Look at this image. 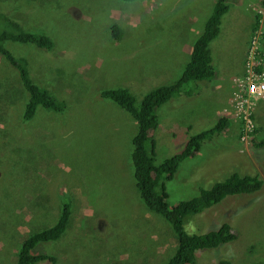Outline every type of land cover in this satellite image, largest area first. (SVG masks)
Listing matches in <instances>:
<instances>
[{"label":"rangeland","instance_id":"obj_1","mask_svg":"<svg viewBox=\"0 0 264 264\" xmlns=\"http://www.w3.org/2000/svg\"><path fill=\"white\" fill-rule=\"evenodd\" d=\"M252 1L228 0L220 32L209 45L217 76L191 95L180 94L157 108V164L181 151L189 135L235 108L232 80L243 73L254 10L262 4ZM214 4L0 0V30L10 29L9 16L26 30L47 29L57 41L36 57H31L36 48L32 43L8 40L6 47L15 56L24 54L33 81L51 94L58 98V91L68 96L71 91L77 98L62 111L39 104L35 115L24 120L29 99L24 80L0 54V264H12L17 242L34 229L52 225L64 202L72 204L65 234L37 247L56 261L39 264H163L170 259L177 245L172 227L148 210L136 188L131 152L137 123L101 91L126 87L139 102L153 88L179 78ZM112 23L122 28L119 41ZM250 102L244 109L254 105ZM255 108L257 118L264 115V101L255 102ZM235 122L229 124L235 133L226 130L205 139L199 151L180 163L167 181L170 205L235 171L259 172L264 179V150H249L237 137L241 126L237 129ZM258 123L264 125V120ZM237 149L249 156L246 165L237 161ZM188 220V232L204 233L229 221L238 235L235 241L199 251L189 264H264V187L255 194L229 196Z\"/></svg>","mask_w":264,"mask_h":264},{"label":"trees","instance_id":"obj_2","mask_svg":"<svg viewBox=\"0 0 264 264\" xmlns=\"http://www.w3.org/2000/svg\"><path fill=\"white\" fill-rule=\"evenodd\" d=\"M261 1L264 4V0ZM228 10V0H215L212 13L208 17L202 33L193 44L190 60L185 65L182 75L173 82L153 88L139 102L137 97L126 87L107 88L101 91V96L118 103L131 114L132 119L137 123L138 130L132 140L131 152L136 188L148 210L161 215L171 225L177 239L174 254L163 264H189L195 259L199 251L217 248L223 244L235 241L238 235L232 229L229 221H224L216 229H211L204 233H195L188 232L185 228V223L189 221L188 216L201 213L221 203L229 196L243 193L255 194L264 187V179L259 172L252 174L247 170L244 173L235 171L227 178L216 181L211 188L202 189L200 194L190 199L183 200L175 205H170L168 201L167 181L174 177L180 163L192 156L194 152L199 151L205 139L213 137L215 134L223 133L226 130H231L229 133L233 132V127H229V124L231 121L235 122L236 116L228 113L220 116L211 127L189 135L181 151L164 159L160 164L156 163L155 131L160 126L157 108L180 94L191 95L196 87L200 88L203 86V82L212 81L217 76V68L214 64L215 58H213L209 45L218 36L222 18ZM0 12L2 11L0 10ZM7 17L10 29L0 30V54L20 72V77L24 80L23 85L30 92L23 119H31L35 115L39 104L55 111L64 110L67 103L77 99L72 95L71 91H69V96L62 91H58L57 94L55 93L58 96L57 98L51 94L47 87L37 85L31 77L26 58L22 56L24 54L20 53L15 56L16 54L14 55L12 49L5 45L8 40L32 43L36 48L34 50L35 56L31 57H36L42 55L45 50H52L55 42L57 43L54 35H50L52 32L47 29L26 30L18 21L9 16ZM261 17V12L255 11L251 32L255 26L256 29L260 27ZM111 30L115 39L121 37L122 28L118 23H112ZM258 50L264 55L263 31L259 37ZM250 118L253 122V130L250 132L248 142L243 141V143L246 146L248 145L249 150L255 153L256 150H264V135H258L259 132L264 130V125L258 123V120H264V115L257 118L254 111L251 113ZM244 122V118L235 122L236 128L237 125L241 126L239 134L238 131L236 132L238 138H241L242 136L240 135L244 132L242 130ZM237 150V156L239 157L237 161H242L241 163L246 165V162L249 161V156L247 153ZM249 196L252 197L251 194ZM71 213V202H64L60 214L53 219L52 225L48 224L49 226L39 227L41 229H34L35 231L33 230L26 235L21 242H17L16 259L12 264H39L40 261L47 259L55 262L56 257L52 254L33 252V250L41 242L57 241L61 238L70 224ZM190 221L194 222V220ZM225 264L230 263L226 262ZM249 264L260 263L251 262Z\"/></svg>","mask_w":264,"mask_h":264},{"label":"built area","instance_id":"obj_3","mask_svg":"<svg viewBox=\"0 0 264 264\" xmlns=\"http://www.w3.org/2000/svg\"><path fill=\"white\" fill-rule=\"evenodd\" d=\"M259 35L256 30L250 48L247 52L245 61V72L242 75L235 77L232 81V93L235 101V110L233 114L240 115L241 111H245L244 103L249 102L255 105L258 99H264V55L258 50ZM254 105L248 106V108ZM228 107H226L227 109ZM228 110L227 111H231ZM247 110V109H246ZM245 116L244 132L242 140L248 142L250 132L253 130V122L249 116V111Z\"/></svg>","mask_w":264,"mask_h":264},{"label":"clouds","instance_id":"obj_4","mask_svg":"<svg viewBox=\"0 0 264 264\" xmlns=\"http://www.w3.org/2000/svg\"><path fill=\"white\" fill-rule=\"evenodd\" d=\"M252 8H253V4H252ZM255 9H257V11H259V12H261V15H262V17H261V19H260V27H257V29H256V26H255V28L254 29H252V32L250 33V37H249V40H248V44L246 43V47H245V53H246V56H247V52H248V50H249V48H250V45H251V43H252V40H253V37H254V35H255V32H256V30H258V35H259V37H260V34H261V32H262V28H263V26H264V9H263V7H262V4H259L258 5V7L257 8H255ZM254 11H256V10H254ZM257 25V24H256ZM259 26V25H258ZM256 29V30H255ZM252 35H253V37H252ZM116 41H119L120 39H115ZM246 56H245V61H246ZM245 61H244V65H243V73L245 72ZM13 68H15L16 69V67H14L13 66ZM18 71V70H17ZM18 73H19V71H18ZM242 73V74H243ZM241 74V75H242ZM31 77H32V75H31ZM237 77V76H236ZM21 78V77H20ZM234 79V78H233ZM233 81V80H232ZM35 82V81H34ZM37 85H39V86H42V85H40L38 82H35ZM24 86V85H23ZM43 87V86H42ZM122 87V86H121ZM24 88H25V90L28 92V94L30 93L27 89H26V87L24 86ZM107 89V88H106ZM231 91V90H230ZM229 91V92H230ZM171 100V99H170ZM169 100V101H170ZM168 101V102H169ZM260 101H264V99H258V100H256L255 102L256 103H259ZM247 109V110H246ZM226 111V113H228V111L227 110H225ZM247 111H249V116L251 115V113L252 112H254V111H256V108H255V105L253 106V107H251V108H248V107H246L245 108V111H241L242 112V114H240V115H235V114H231V115H233V116H236V118H238V119H242L243 120V118L245 119V116L246 115H248V113L246 114V112ZM242 126H244V123H243V125ZM32 232V231H31ZM30 232V233H31ZM65 234V233H64ZM62 238V237H61ZM61 238H59V239H61ZM58 239V240H59ZM38 247V246H37ZM36 251H37V248H36ZM38 252V251H37ZM44 261V260H43ZM40 262H42V261H40Z\"/></svg>","mask_w":264,"mask_h":264},{"label":"crops","instance_id":"obj_5","mask_svg":"<svg viewBox=\"0 0 264 264\" xmlns=\"http://www.w3.org/2000/svg\"><path fill=\"white\" fill-rule=\"evenodd\" d=\"M255 1H256V0H253L252 2H253V3H256Z\"/></svg>","mask_w":264,"mask_h":264},{"label":"bare ground","instance_id":"obj_6","mask_svg":"<svg viewBox=\"0 0 264 264\" xmlns=\"http://www.w3.org/2000/svg\"><path fill=\"white\" fill-rule=\"evenodd\" d=\"M257 263V262H256Z\"/></svg>","mask_w":264,"mask_h":264}]
</instances>
